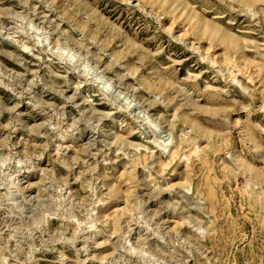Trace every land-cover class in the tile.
<instances>
[{"label": "rangeland", "instance_id": "374dc122", "mask_svg": "<svg viewBox=\"0 0 264 264\" xmlns=\"http://www.w3.org/2000/svg\"><path fill=\"white\" fill-rule=\"evenodd\" d=\"M0 264H264V0H0Z\"/></svg>", "mask_w": 264, "mask_h": 264}]
</instances>
